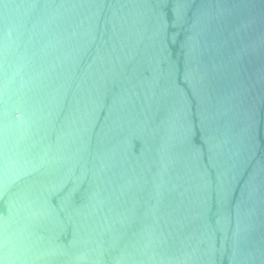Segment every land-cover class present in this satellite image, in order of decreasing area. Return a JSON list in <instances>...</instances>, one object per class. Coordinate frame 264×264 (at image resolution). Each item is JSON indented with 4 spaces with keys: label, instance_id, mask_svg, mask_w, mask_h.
<instances>
[{
    "label": "water",
    "instance_id": "obj_1",
    "mask_svg": "<svg viewBox=\"0 0 264 264\" xmlns=\"http://www.w3.org/2000/svg\"><path fill=\"white\" fill-rule=\"evenodd\" d=\"M0 264H264V0H0Z\"/></svg>",
    "mask_w": 264,
    "mask_h": 264
}]
</instances>
